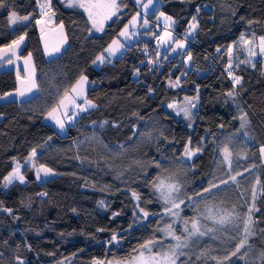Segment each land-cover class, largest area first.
<instances>
[{"label": "trees", "instance_id": "1", "mask_svg": "<svg viewBox=\"0 0 264 264\" xmlns=\"http://www.w3.org/2000/svg\"><path fill=\"white\" fill-rule=\"evenodd\" d=\"M38 4V0H4L5 6L0 7V46L24 34L19 56L31 53L39 84L28 99L0 102V264H96L129 258L145 241L159 236L161 204L152 189L157 176H178L186 196H195L202 184L206 187L217 178L222 159L217 148L226 143L233 154V169L243 172L237 177L239 188H233L239 198L236 206L244 215L243 200L250 206L253 186L257 191L264 186L259 151L264 146V70L261 58L251 65L240 64V37L264 36V0H161L157 10L172 17V31L178 37L196 17L197 31L187 48L151 65L148 60L156 55L153 39L157 34L150 28L144 40L132 42L122 56L99 69L92 61L137 12L132 1L123 0L120 18L113 17L103 32L93 33L82 10L51 0V11L55 21L64 25L67 44L49 59L37 28ZM13 11L20 24L11 29ZM24 16L29 19H19ZM229 45H233V74L241 77L235 86L226 71ZM188 52L192 59L181 60ZM81 74L94 84L86 95L96 107L82 113L61 136L44 117ZM16 88L15 70H1L0 96ZM229 91H234V97L226 96ZM185 96H198L191 129L164 107ZM242 113H247L246 129L240 127ZM189 141L191 149L203 144V150L184 160ZM33 148L36 165L43 164L53 173L38 182L26 167L25 183L4 188L3 177L15 163L23 164ZM237 154L245 159L237 162ZM256 207L255 234L248 239L245 257L224 261L226 242L214 248L215 256L194 258L190 264H217V260L262 264L264 195ZM136 208L149 215L143 218ZM184 212L194 214L191 207ZM18 215L25 221L15 223Z\"/></svg>", "mask_w": 264, "mask_h": 264}, {"label": "snow or ice", "instance_id": "2", "mask_svg": "<svg viewBox=\"0 0 264 264\" xmlns=\"http://www.w3.org/2000/svg\"><path fill=\"white\" fill-rule=\"evenodd\" d=\"M68 7L72 8H81L85 13H87L88 21L91 23V30H95L97 32H103L105 29V23L109 20H112L113 17L119 19V13L122 8L121 5L123 0H65ZM136 4L139 5L141 0H135ZM39 3V0H38ZM153 0H148V4H144L143 7L145 9L148 8L149 4H152ZM4 0H0V7H4ZM47 9V10H46ZM40 13L41 20H37V24H41L43 22V17H48V21H51L54 13H51V0H45L43 4H40ZM165 20V31L163 35H156L158 42L162 45H167L171 48L172 52H177L178 49H184L185 44L182 40L176 39L172 32L167 29L171 27L175 22L172 20V17L165 16L163 12L160 13ZM20 20L27 21L29 19L28 16L20 17ZM142 19V14L137 12L134 16H132L131 20L128 24L124 25L123 30L119 32V37L124 38L125 41L130 40L129 29H135L138 21ZM17 14L15 11L11 12L9 15V21L11 23H16ZM192 20L195 21L196 17L193 16ZM149 24L148 19H142V27L147 28ZM197 27L195 23L190 24V30H194ZM59 29L63 32L64 25L61 23L59 25ZM43 32V29H41ZM131 35H135V32H132ZM25 40V36L21 35L17 39L13 40L11 44L5 45L4 47H0V59H3L5 56H8V63H13L12 56H16L17 59L21 57L17 55L20 46L23 44ZM67 37L65 36V43ZM240 41L243 45L247 46L248 53L250 57H255L257 52L254 50V41L245 39L242 35L240 37ZM171 42V43H170ZM173 45H175L173 47ZM127 48L126 43H122L120 39H113L110 44L101 52L95 60L92 61L93 64H97V62L103 64L106 62H111L112 57H116L118 54L122 55L123 51ZM259 54L264 56V36L259 37L258 42ZM61 50V46H56L51 51L48 50L47 46L45 47V52L49 57L54 56L59 53ZM219 52L220 49L218 48ZM232 53H233V45H229L227 48V54L229 57V62L226 67V71L228 76L232 79L234 86L239 85L241 83V77L233 74L232 68ZM10 54V55H9ZM158 55V53H157ZM167 58V57H165ZM25 61V71L28 72L27 82L29 86L26 90H17L20 96H25L26 92H32L34 89L39 90V84L36 80V69L32 64V55L28 54L27 57L23 58ZM192 59L191 53L188 52L186 54V60L190 61ZM151 63V61H150ZM251 63L250 60H241L240 64ZM239 65H237L238 67ZM255 65L253 64V67ZM19 78V73H18ZM179 78H177V81ZM89 84L88 77L86 75L81 74L78 79H76L75 83L70 85V89L64 91L63 95L58 100L56 106H54L51 111H49L48 116L52 119H55L56 124L59 126L60 130H64L65 121L61 117H66L69 123H72L75 118L78 116L79 112H86L91 108H95L96 105L89 99H87L85 95V88ZM170 86L175 87L177 84H171ZM234 91H229L226 93L228 97H234ZM189 100V98H185ZM77 101H80L79 103ZM235 102V101H234ZM190 107H186L180 109L183 112L184 118L191 120L193 117V112L191 108H195L196 105L192 104L189 100ZM175 105L169 104L168 108H174ZM239 107V106H238ZM69 108L72 111H69ZM63 110V111H62ZM78 110V111H76ZM60 113V116H57L56 113ZM180 112H177L179 115ZM241 124L240 127L243 129L248 124L247 113H242L239 117ZM107 123V122H105ZM191 127V124L188 125ZM103 127V125H101ZM223 128V125H220ZM134 135H143V133H134ZM247 135V133H245ZM231 137L228 138L229 142L231 141ZM191 141L185 145L183 157L191 158L196 155L198 152L203 150V144L200 147L195 149H191L189 147ZM42 147V146H41ZM123 147V146H121ZM217 151L221 154L222 159L220 161L221 164H225L226 167V176L227 178H221L218 182H213L209 180L207 182V186L205 187L203 184L201 185V189L195 193V197L199 199H195L193 196H188L187 203L184 198H181V183L178 178L174 176H166L161 177L157 176L156 180L152 183L153 195L156 196V199L162 203L163 205V214L168 216L171 219V222L168 223L165 227L161 228L160 231L164 233L166 237H171L172 240L175 241V244L169 245L165 250L162 242L155 240L145 241L142 245H140L141 251L135 257H133V264H176L177 259L180 255H184V249L189 248L191 246V242L193 238L198 239L201 236L205 235H214L217 232H222L227 230L229 227L232 228L237 235L233 237L234 239H238V243L235 245V250L230 254H226L223 257L224 261H228L231 257L237 256L240 254V258H243L247 255V250L243 253L242 249H245L248 244V239L250 236L254 235V221L253 214L259 209L256 207V201L260 198V196L264 195V186H261L260 190L257 191L256 186H253L251 192V205H248L247 200H243L241 207H247V212L244 215H241L239 209L236 206H233L231 209L223 206V202H214V198L220 193L226 191L230 187L239 188V181L237 177L243 176V172L237 171L235 174H232V152L230 151L228 144L226 143L223 148L218 146ZM260 154L264 156V146H261ZM37 156V150L35 148L32 149L30 156L24 162V166L31 163L33 158ZM183 162V161H181ZM156 167L160 168L161 165L157 161L155 162ZM35 169L36 179H41V173H43L44 177L49 176L53 173L51 168L45 167L43 164L36 167V165L32 164ZM22 165L17 163L16 167L7 175L3 177L5 181V187L13 183V181L18 180L20 183H25V177L21 174ZM247 171V169H245ZM122 174V173H121ZM256 184L259 185L260 181L257 179ZM243 196V194H241ZM133 196L139 200V196L136 193H133ZM203 205L201 207L200 205ZM181 205L185 207H191L195 213V216L192 218L191 222L187 219H184L180 216V212L182 211ZM143 212L144 216L147 217L149 215L148 212H145L143 209H140ZM177 222L183 224L182 235L185 236L184 240H181V235L176 234L175 225ZM210 222L211 226H208ZM112 240H116V236L113 235ZM159 248L160 250L153 254V249ZM148 253L146 256L145 253ZM201 255H204L203 253ZM200 257H197L199 259ZM19 259V258H18ZM212 259L216 260V257H212ZM20 264H23V261H20ZM96 264H102V262L97 261ZM217 264H222L221 261L217 260ZM264 264V261H262Z\"/></svg>", "mask_w": 264, "mask_h": 264}, {"label": "rangeland", "instance_id": "3", "mask_svg": "<svg viewBox=\"0 0 264 264\" xmlns=\"http://www.w3.org/2000/svg\"><path fill=\"white\" fill-rule=\"evenodd\" d=\"M131 1L137 7V12H140L142 14V19L143 18L148 19L149 24H148L147 28L142 27L141 26L142 25V19H141L140 21H138L137 26H136L135 29H132V28L129 29V34H130V37H131L130 40L125 41L124 38L119 37V35H117V37H115L114 39H120L122 43H126L127 46H128V45H130L134 41H138V40L139 41L140 40L142 41V40H144V38L147 35V33H146L145 30H149L150 28H154V31H155V33L157 35H163L164 34V31H165V23L166 22H165L164 18L162 16H160L161 11L157 10L159 8L160 4H161V0H153V3L152 4H149L147 9H145L143 7V5L144 4H148V0H141V3L139 5L136 4L135 0H131ZM44 2H45V0H39V4H38L39 5L38 6L39 7V12H40V4H43ZM63 4L65 6H67L65 0H63ZM121 8H122V5H121ZM78 9H80V10L83 11V9H81V8H78ZM154 11H155V15H154L153 19H151V15L153 14ZM51 13H52V11H51ZM85 15L87 16V13H85ZM165 16H167V15L165 14ZM53 18H54V20L52 21ZM51 21L50 22L48 21V17H43V22L41 24H37V28H38V31H39V36H40V41H41L43 53H44L45 58H47V59L57 56L59 53H61L64 50V48L66 47V44H67V40H66L65 43H62V41H64V38H65V31H64V29H63V32L60 31V29H59L60 23H57L55 21L54 15L51 18ZM128 22H127V24H128ZM192 23H195L197 25V20H195V21L191 20L190 23H189V25H188V27H187V29L185 30V32L182 35H180V37H178L172 31L174 24H172L171 27H169L167 29L168 31L172 32L173 36L176 39H180V40H182L184 42V44H185V48L184 49H178L177 52H172L171 51V48L168 47L167 45L160 44L158 42V40H157L156 43H154V41H153V45L155 46L153 48L154 49L156 48L154 50L156 55L154 56V59H152V61L151 60H148V62L150 63V61H151L150 64L154 66L155 64L159 63L161 60H163L165 62L167 59H169V58H171L173 56H176L178 53L183 52L187 48L189 42L194 38V35H195L196 31H197V27L194 30H190L189 26ZM19 24H20V22L17 19L16 20V23L13 24V23L10 22L9 26H10L11 29H13V28L18 27ZM90 27H91V23H90ZM123 28H122V30H123ZM41 29H43V32L41 31ZM91 31L93 33H99L97 31H95L94 29L91 30ZM132 32H135V35H131ZM248 39L249 40H253L254 43H255V41L257 42L256 47H255V44L253 45L254 50L257 52V55L255 57H250L249 56V53H248L247 46L243 45L242 42H241V44H240L239 57H241L242 60H250L251 62H253L257 58H261L263 60L262 68L264 70V56H261L259 54V49H258L259 37H257V38H255V37H249ZM24 44H25V40H24L23 44L20 46V49L17 52V55L18 56H19V52L21 51V49L24 46ZM58 45L61 46L60 52L57 53V54H55L52 57H49L46 54V52H45V47L47 46L48 50L51 51L53 48H55ZM174 46L175 45H173V47ZM0 47H4V46H0ZM124 52L125 51H123V53ZM157 53H158V55H157ZM27 56H20L21 57L20 59H17L16 56H12L11 58L13 60V63H8L7 62L8 61V56H5L3 59H0V71L3 70V69L11 68L13 66V68L16 69V73H19V78H18V74H17L18 89L19 90H22V91L26 90V88L29 86V84L27 82V77H28L29 74H28V72L25 71V61L23 59L24 57H27ZM120 56H122V55L118 54L116 57H112L111 58V62L114 59H116V58H118ZM165 57H167V58H165ZM111 62H107V60H106L105 63H111ZM105 63H103V64H105ZM32 64H33V59H32ZM103 64L97 62V64H92V65H93V67L95 69H99V68H101V66ZM247 64L248 65H251V63H247ZM19 68L22 70V72H20V69ZM18 69H19V71H18ZM92 86H94V84H92L89 81V84L85 88V95L87 93V90L90 87H92ZM32 92H26L25 96H20L18 94V91H16V92L13 93V95L12 94H8L9 96H7V98H9V100H15V99L25 100V99H28L31 96H33L36 93V90L35 91H32ZM86 97H87V95H86ZM186 97L187 96L181 98L180 100H177V101H174V102L169 103V104L175 105L174 108H168V105L169 104L165 105L164 107H165L166 110H168L170 113H172L177 119H179L185 127L191 129L193 127V125H194V122H195V112H196V110L198 108V96L187 97V98H189V100L191 101L192 104H195L196 105L195 108H191V111L193 112V117H192L191 120L185 119L184 118V115H183V112L180 111V109H183V108H186V107H190L189 100H186L185 99ZM77 102L79 103L80 101H77ZM69 111H72V109L69 108ZM76 111H78V110H76ZM177 112H180V114L177 115ZM48 113L44 117V122L50 124L57 131V133L59 135L63 136V135H65L67 133L68 127H70L71 125H73L77 121L78 117L82 113H84V112H79L78 113V116L75 118V120L72 123H69L66 117H61L65 121V128H64V130H60L59 129V126L56 124L55 119L50 118L48 116ZM56 115L57 116H60V113L58 112V113H56ZM189 124H191V127L188 126ZM183 159L184 160H190L189 158H186V157H183ZM244 159H245V156L244 155L237 154V156H236V161L237 162L238 161H243ZM261 159H262V161L264 163V156L261 155ZM232 161L234 162L233 158H232ZM33 163L36 165V163L34 162V160H32V162L29 163V164H27L26 166H24V163L21 164L22 165V167H21V174L24 175V168L28 167V168H30L33 171L34 176L36 178L35 169L32 166ZM16 164L17 163L14 164L13 169L16 167ZM36 167H39V166L36 165ZM226 167L227 166L225 164H221V163L219 164V167H218L219 173H218L217 178L213 182H218L219 179H221V178H227V176H226ZM235 173L236 172H235V170L232 167V174H235ZM49 176H47V177H49ZM166 176H169V175H161V177H166ZM171 176H174V177L178 178L179 182L181 183V186H182V188H181V198H184L186 200V203H187V199L186 198L188 196H186V194L184 192L183 184H182L180 178L178 176H176V175H171ZM47 177H44L43 173H41V179L40 180H37L36 179V180L38 182L39 181H43ZM13 182L14 183H20L18 180H15ZM38 195L40 196V193ZM193 197H195V196H193ZM40 198H43V197L41 196ZM195 199L198 200L199 198L198 197H195ZM238 199L239 198L237 196V192H236L235 188L230 187L226 191L220 192L214 198V202H223V206L224 207L231 209L233 206H236V203H238ZM135 203H136V201H135ZM159 203L161 204L160 228H159V236H158V238L155 239V241L162 242V244H163V246H164V248L166 250L169 245L175 244V241L172 240L171 237H166L164 235V233L162 231H160V229L163 228V227H165L168 223H170L172 218H170L168 216H165L163 214V205H162L161 202H159ZM230 205H232V207H230ZM200 206L203 207L202 204ZM238 206L239 205H237L236 207L239 209ZM181 209H182V211L180 212V216L182 218H184V219H187L189 222H191L192 218L195 216V213L192 214L191 216H188V215H185V212L184 211L186 210V207L184 205H181ZM138 212H139V214L143 218H145L143 212H141L139 210H138ZM22 221H25V220H24V218L22 216H19V215L14 219V222L17 223V224L22 223ZM208 226H211L210 225V222L208 223ZM174 227H175V230H176V234L177 235H181V240H184L185 239V236L182 235L183 224L180 223V222H177V224ZM236 235H237V233L232 228L229 227L227 230L222 231V232H217L214 235H205V236L199 237L198 239L193 238V240L191 242V246L189 248L184 249V253L185 254L179 256V258L176 261V264H190V262L194 258H197V257L215 256L216 254L214 253V248H217V247L221 246V244L222 245H225L226 242H228L227 243V245L229 247L228 254H230L231 251H234L235 250V245L239 242L238 239H234L233 238ZM251 237H253V235L250 236L249 238H251ZM230 246H231V248H233V249H231V251H230ZM248 246L249 245L247 244L246 247H245V249L248 248ZM245 249H242L241 251L244 252ZM159 250H160L159 248H154L153 249V254H155ZM140 251H141V249L138 248L134 253L131 254V256L129 258H127L125 260H108V261L103 262L102 264H133V257L137 256ZM202 253L204 255H201ZM145 255L147 256L148 253L146 252ZM237 256H240V254H237ZM237 256H235V257H237ZM235 257H233L232 259H234ZM60 264H66V263L65 262H61Z\"/></svg>", "mask_w": 264, "mask_h": 264}, {"label": "crops", "instance_id": "4", "mask_svg": "<svg viewBox=\"0 0 264 264\" xmlns=\"http://www.w3.org/2000/svg\"><path fill=\"white\" fill-rule=\"evenodd\" d=\"M53 17V16H52ZM42 19V17H41V13H40V17L38 18V20H41ZM54 20V18L52 19V21ZM51 21V22H52ZM255 38H257V37H255ZM255 47H256V45H257V42L255 41ZM8 69H14L15 70V72H16V69L15 68H13V66L11 67V68H8ZM20 69V68H19ZM19 69H18V71H19ZM22 71V70H21ZM17 74L18 73H16V81H17ZM18 90V82H17V88L14 90V91H12V92H9V93H7V94H5V95H2V96H0V102H2V101H8L9 100V98H7V96H9L8 94H12L13 95V93L14 92H16ZM33 91H35V89L33 90ZM33 93V92H32ZM14 183V182H13ZM5 185V184H4ZM11 185V184H10ZM9 185H7V187H8ZM7 187H5L4 186V188H7Z\"/></svg>", "mask_w": 264, "mask_h": 264}, {"label": "built area", "instance_id": "5", "mask_svg": "<svg viewBox=\"0 0 264 264\" xmlns=\"http://www.w3.org/2000/svg\"><path fill=\"white\" fill-rule=\"evenodd\" d=\"M153 41L154 43H156L157 39L155 38ZM185 59H186V54L181 55V60H185Z\"/></svg>", "mask_w": 264, "mask_h": 264}, {"label": "water", "instance_id": "6", "mask_svg": "<svg viewBox=\"0 0 264 264\" xmlns=\"http://www.w3.org/2000/svg\"><path fill=\"white\" fill-rule=\"evenodd\" d=\"M147 42H149V39L147 40Z\"/></svg>", "mask_w": 264, "mask_h": 264}]
</instances>
